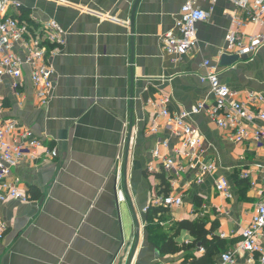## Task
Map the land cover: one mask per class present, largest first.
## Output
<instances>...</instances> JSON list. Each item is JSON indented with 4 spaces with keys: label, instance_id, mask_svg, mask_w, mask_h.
I'll use <instances>...</instances> for the list:
<instances>
[{
    "label": "crops",
    "instance_id": "1",
    "mask_svg": "<svg viewBox=\"0 0 264 264\" xmlns=\"http://www.w3.org/2000/svg\"><path fill=\"white\" fill-rule=\"evenodd\" d=\"M15 1L38 25L56 21L66 44L51 60L56 79L47 106L36 101L28 66L20 95L12 93L8 79L0 86L2 117L18 120L58 154L49 163L26 161L13 169L29 202L0 203V219L8 226L0 242V264H189L206 252L189 247L194 238L186 230L178 231L177 224L200 219L207 221L208 229L215 223L209 238L225 243L215 264H220L222 254L235 252L259 197L241 176L250 171L262 185L264 147L236 144L232 131L218 128L201 111L187 122L203 139V152L196 170L188 168L176 178L164 172L162 160L153 152L166 141L169 147L161 148V155L174 156L181 141L154 105L166 101L171 115L198 105L210 107L214 95L201 80L207 74L206 61L218 66L221 82L238 92L240 102L249 92L264 95V46L230 66H220L222 55H231L227 36L245 12L233 0ZM190 2L208 19L196 25L193 49L169 54L165 36L183 38L177 23L182 7ZM262 31L255 24L245 29L247 35ZM258 126L264 128V122ZM153 128L158 132L152 133ZM183 164L189 166V161L184 159ZM209 165L216 170L196 182L197 168ZM163 175L169 195L182 196L183 205L166 208L155 220L186 248L176 255L158 256L148 243L145 209L164 197ZM220 178L229 182L230 197L216 190ZM118 191H123L125 201H119ZM132 203L141 223L140 240ZM248 260V254L238 255L235 264H249Z\"/></svg>",
    "mask_w": 264,
    "mask_h": 264
},
{
    "label": "built area",
    "instance_id": "2",
    "mask_svg": "<svg viewBox=\"0 0 264 264\" xmlns=\"http://www.w3.org/2000/svg\"><path fill=\"white\" fill-rule=\"evenodd\" d=\"M233 3L239 10L245 12V17L235 19L234 27L227 36V51L239 57L254 54L264 46V0H233ZM13 7L19 8L21 4L15 0H0V86L8 79L11 82L12 93L20 95L24 88V68L28 66L31 68L30 79L36 101L39 106H47L53 98L56 79V71L51 60L65 46V33L56 21L43 25H38L33 20L32 23L22 21L9 14ZM207 19L208 14L197 8L194 3L185 4L177 23L183 38L176 39L171 34L166 35V51L173 55L188 53L197 45L196 25ZM248 24L262 26V33L247 35L245 29ZM204 66L207 74L201 80L210 85L214 95V103L210 107L198 105L192 107L191 111L183 110L179 114L171 115L166 101L154 105L158 115L174 127L175 135L181 141L180 147L174 150V156L161 155V148L169 147L166 141H160L153 152L155 158L162 160L164 172L176 178L183 176L188 168L195 169L196 160L203 152V139L197 129L187 122L190 115H197L201 111L207 112L218 128L232 131L236 144L254 142L257 147H264V128L258 126L259 122H264V95L249 92L245 102H240L237 99L238 92L221 82L218 66L211 61L204 62ZM3 113L4 108L0 99V203L8 200L28 203L29 198L21 192V180L13 175V169L26 161L49 163L58 154L55 149H47L45 144L18 120L2 117ZM157 132V128L152 129V133ZM43 150L45 153L41 154ZM184 159L189 161V166H184ZM197 169L195 180L201 183L204 176L213 173L216 167L209 165ZM262 174L263 183L259 186L250 171L242 173L241 178L248 181L252 189L258 191L259 197L252 220L242 232L241 243L235 252L222 254L220 264H235L236 256L242 254L249 255V264H264V172ZM216 190L230 197L229 182L226 179L220 178L216 182ZM118 199L125 201L123 191H118ZM182 205V196L169 195L160 197L153 206L145 209V212L152 207L179 208ZM7 227L0 219V242L5 238Z\"/></svg>",
    "mask_w": 264,
    "mask_h": 264
},
{
    "label": "trees",
    "instance_id": "3",
    "mask_svg": "<svg viewBox=\"0 0 264 264\" xmlns=\"http://www.w3.org/2000/svg\"><path fill=\"white\" fill-rule=\"evenodd\" d=\"M22 14L16 16L22 21L32 23L28 18L27 11L24 10V7L20 10ZM162 187L164 190L162 194L164 197L169 196V185L166 183L165 176L161 177ZM168 210L164 207L151 208L147 212V225L146 232L148 234V243L152 245L158 255H176L182 252L186 247L178 246L172 237H169L165 234L162 227L156 223V218H160L163 213H166ZM158 220V222H162ZM216 224L213 223L211 229H208V223L204 220L196 221H183L177 224L178 231L186 230L194 238V242L189 246L191 248H204L205 255L201 258H193L189 264H215L214 258L225 249V243L217 237H211L210 235L214 233Z\"/></svg>",
    "mask_w": 264,
    "mask_h": 264
},
{
    "label": "water",
    "instance_id": "4",
    "mask_svg": "<svg viewBox=\"0 0 264 264\" xmlns=\"http://www.w3.org/2000/svg\"><path fill=\"white\" fill-rule=\"evenodd\" d=\"M241 58L237 55H227L224 54L222 55L221 59H220V66L222 67H226V66H230L236 62H238ZM132 98H133V91H132ZM124 176H125V184H126V188H127V178H128V159L125 162L124 165ZM132 202V201H131ZM131 211H132V215H133V219H134V223H135V229H136V234H137V240H140V235H141V223L140 220L138 218V215L136 213V210L134 208L133 203L131 204ZM159 256V255H158ZM133 260V257L131 258V261ZM130 261V262H131Z\"/></svg>",
    "mask_w": 264,
    "mask_h": 264
},
{
    "label": "rangeland",
    "instance_id": "5",
    "mask_svg": "<svg viewBox=\"0 0 264 264\" xmlns=\"http://www.w3.org/2000/svg\"><path fill=\"white\" fill-rule=\"evenodd\" d=\"M23 6L21 5V7H19V8H11V10L9 11V14L11 15H16V16H18V15H20V14H22V12L20 11L21 10V8H22ZM134 226H135V223H134ZM137 232V231H136ZM136 234V233H135Z\"/></svg>",
    "mask_w": 264,
    "mask_h": 264
}]
</instances>
